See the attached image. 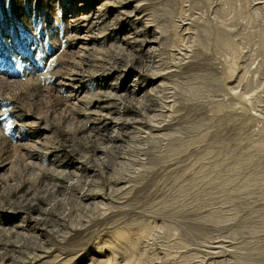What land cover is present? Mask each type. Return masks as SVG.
<instances>
[{"label":"rangeland","instance_id":"1","mask_svg":"<svg viewBox=\"0 0 264 264\" xmlns=\"http://www.w3.org/2000/svg\"><path fill=\"white\" fill-rule=\"evenodd\" d=\"M0 264H264V0H0Z\"/></svg>","mask_w":264,"mask_h":264}]
</instances>
